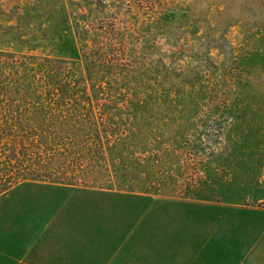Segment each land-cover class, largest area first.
<instances>
[{"label":"rangeland","instance_id":"rangeland-1","mask_svg":"<svg viewBox=\"0 0 264 264\" xmlns=\"http://www.w3.org/2000/svg\"><path fill=\"white\" fill-rule=\"evenodd\" d=\"M0 264H264V0H0Z\"/></svg>","mask_w":264,"mask_h":264},{"label":"trees","instance_id":"trees-1","mask_svg":"<svg viewBox=\"0 0 264 264\" xmlns=\"http://www.w3.org/2000/svg\"><path fill=\"white\" fill-rule=\"evenodd\" d=\"M53 73V72H52ZM57 80V72L56 73H54L53 75H51V77H49V85L51 86V87H55V85H56V83L55 82H57L56 81ZM56 87H59V85H56ZM56 94H59V93H56ZM60 95V94H59ZM90 95H93V92H91L90 93ZM66 134L68 135V134H70L69 132H66ZM56 136H54V138H55ZM37 180H35V179H29V180H26V182H25V184H36V183H33V182H36ZM39 182H41V183H44V180H41V181H39ZM49 182H51V181H49ZM49 184H52V183H49ZM20 186V185H19Z\"/></svg>","mask_w":264,"mask_h":264}]
</instances>
